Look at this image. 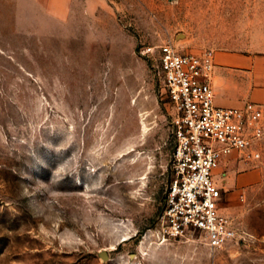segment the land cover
Returning <instances> with one entry per match:
<instances>
[{"label": "rangeland", "instance_id": "374dc122", "mask_svg": "<svg viewBox=\"0 0 264 264\" xmlns=\"http://www.w3.org/2000/svg\"><path fill=\"white\" fill-rule=\"evenodd\" d=\"M166 43L264 56V0H0V264H264V137L218 169L239 241L164 235Z\"/></svg>", "mask_w": 264, "mask_h": 264}, {"label": "built area", "instance_id": "2783aa9c", "mask_svg": "<svg viewBox=\"0 0 264 264\" xmlns=\"http://www.w3.org/2000/svg\"><path fill=\"white\" fill-rule=\"evenodd\" d=\"M158 50L175 138L164 235L179 239L198 232L211 248L220 249L239 241L240 234L222 212L223 193L215 171L227 158L245 153L264 137V108L216 106L213 51L186 54L170 43Z\"/></svg>", "mask_w": 264, "mask_h": 264}, {"label": "crops", "instance_id": "0c3cea01", "mask_svg": "<svg viewBox=\"0 0 264 264\" xmlns=\"http://www.w3.org/2000/svg\"><path fill=\"white\" fill-rule=\"evenodd\" d=\"M48 10L56 17V6L50 4ZM214 54L216 106L243 108L247 104H256L264 108V56L232 50H217ZM237 156L232 155L222 165L236 161ZM215 180L218 184V170L215 171Z\"/></svg>", "mask_w": 264, "mask_h": 264}]
</instances>
